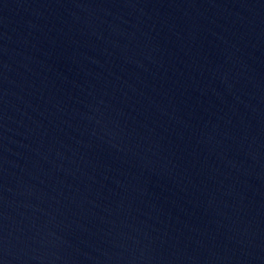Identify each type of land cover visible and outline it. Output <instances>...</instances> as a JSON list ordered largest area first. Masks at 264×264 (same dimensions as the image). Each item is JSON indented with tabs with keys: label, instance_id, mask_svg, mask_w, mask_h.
I'll return each instance as SVG.
<instances>
[{
	"label": "water",
	"instance_id": "water-1",
	"mask_svg": "<svg viewBox=\"0 0 264 264\" xmlns=\"http://www.w3.org/2000/svg\"><path fill=\"white\" fill-rule=\"evenodd\" d=\"M0 264H264V0H0Z\"/></svg>",
	"mask_w": 264,
	"mask_h": 264
}]
</instances>
